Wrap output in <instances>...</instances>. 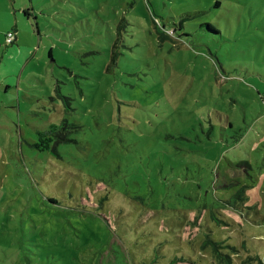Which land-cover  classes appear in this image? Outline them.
Masks as SVG:
<instances>
[{
    "label": "rangeland",
    "instance_id": "obj_1",
    "mask_svg": "<svg viewBox=\"0 0 264 264\" xmlns=\"http://www.w3.org/2000/svg\"><path fill=\"white\" fill-rule=\"evenodd\" d=\"M205 234L264 261V0H0V264H220Z\"/></svg>",
    "mask_w": 264,
    "mask_h": 264
},
{
    "label": "trees",
    "instance_id": "obj_2",
    "mask_svg": "<svg viewBox=\"0 0 264 264\" xmlns=\"http://www.w3.org/2000/svg\"><path fill=\"white\" fill-rule=\"evenodd\" d=\"M33 10V5L32 3H29L27 6L23 7L21 9V14L24 18L30 19L31 17L34 19V21H32V25L34 26L35 30L37 31V23L35 21V14L32 12ZM12 38L11 40H7L8 44L14 43L16 42V40L14 39L15 35H13L14 32H12ZM159 38L162 36H158ZM116 45V39L113 41V43L111 44L112 47V52L110 55V61L113 62L115 57H116V53L114 52V48ZM51 53H49L50 56ZM6 87H8L6 85ZM56 92L57 95H59L63 101H65L67 104H69V107L72 108L70 106V97L65 96L63 94H61L60 90H59V86L56 87ZM65 121V118L63 117L61 120V124H64L63 122ZM61 125H56L54 123L49 124L45 130H39L37 133L38 135H40L39 140L37 142L34 143L35 146L39 147L41 150L43 149H48L49 147V140H51V137H49V134L54 133L56 135V139L54 140L55 142H58L59 140H68V138H66L63 134H60L58 132L59 129H61ZM63 128H67V126H63ZM247 165H249V163L247 162ZM240 192H244V186H241L238 191L233 194L230 198L231 204L233 205L236 202H232V199H237L239 201H241L243 199V196L241 195ZM236 209H238V207H234ZM208 246L210 248V252L212 257L214 258L215 262H218L220 264H234V258L233 256H231L228 252H225L223 250V248L225 247L224 244L221 241H217L214 240L210 237L209 234H205L202 242H201V247H206ZM179 259H176V261ZM246 261L250 264H264V261L261 260L259 258L258 255L256 254H247L246 255Z\"/></svg>",
    "mask_w": 264,
    "mask_h": 264
},
{
    "label": "built area",
    "instance_id": "obj_3",
    "mask_svg": "<svg viewBox=\"0 0 264 264\" xmlns=\"http://www.w3.org/2000/svg\"><path fill=\"white\" fill-rule=\"evenodd\" d=\"M11 38H12V33H11V31H9V32L6 34V39L9 41V40H11Z\"/></svg>",
    "mask_w": 264,
    "mask_h": 264
},
{
    "label": "crops",
    "instance_id": "obj_4",
    "mask_svg": "<svg viewBox=\"0 0 264 264\" xmlns=\"http://www.w3.org/2000/svg\"><path fill=\"white\" fill-rule=\"evenodd\" d=\"M29 3H31V2L29 1L27 4L23 5V6L21 7V9H22L23 7H25V6H27ZM29 54H30V52L27 51V55H29Z\"/></svg>",
    "mask_w": 264,
    "mask_h": 264
}]
</instances>
